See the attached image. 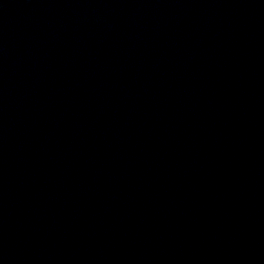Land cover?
<instances>
[{
  "label": "water",
  "instance_id": "1",
  "mask_svg": "<svg viewBox=\"0 0 264 264\" xmlns=\"http://www.w3.org/2000/svg\"><path fill=\"white\" fill-rule=\"evenodd\" d=\"M254 1L256 2V5H253L255 7L253 8V11L251 10L252 15L250 16L255 22L264 23V0ZM125 2L126 0H0V61L7 57L10 58L11 61H25L28 65H23L24 69H29L30 66L33 67L31 63L35 60H43L44 62L58 61V64L61 62L58 67H56L55 73L50 75V84H53L55 81L63 80L64 85H60L59 87L63 89V93L61 95L65 98L59 99V94L50 93V96L41 99L37 103L36 107L25 108L23 112L24 116L31 119L46 118L49 120L50 118L57 121L61 116L72 114L73 105L78 106L79 111L76 114L86 113V107L90 105L89 98H83L82 94H80L82 82L79 80H72L71 78L73 75H79L88 62L94 61L96 58H101V61L103 62L106 58L108 60H112L113 64L110 66V76L112 73H115V71H113L114 66L120 71H122L125 66L131 68L130 63H126L124 65L123 62V59H125V61L129 59L130 51H127L125 56L116 55L117 59H114V55L109 53L110 43L113 44V42L117 41V38L120 39L119 34L122 33L123 28H128L130 26V28L126 30L125 34H131V32H133L135 44L137 40L141 38V27L138 29L139 27L135 24L134 20L131 23L130 19L133 14L129 12L125 13L127 10L125 8ZM163 5H165L163 0H158L151 10L155 13L163 12ZM138 8L140 10L149 9L145 8L144 4H140ZM167 10H169V8ZM150 13L155 14L153 12ZM125 15L127 16L126 18ZM171 33L175 38L178 37L176 31L173 30ZM195 37H198V35ZM152 40L154 42V52L156 51L157 55L161 56L160 58H157L159 61L158 64H160V62H165L167 58L166 51L160 50L162 40L157 37H153ZM168 40L174 41L173 38L169 37ZM162 47H164V49L167 48L166 45H163ZM191 49L194 50V48ZM152 55L155 56L154 54ZM242 56L249 66L250 62L255 60L253 68L264 71V32L262 40H256L255 45L245 49ZM192 59L197 61L198 57L195 55ZM152 62L155 64V58H153ZM41 63L37 64L40 69H42L41 65H43V62ZM153 63L148 67H151L152 65L155 66ZM171 66L174 67L176 71H181L184 68H187L185 74L187 81L180 84V88L183 91L191 89L199 93L198 95L200 97L197 96V99H199L200 102L206 101L211 105H220L222 103L219 98L220 94L218 96L216 95L217 99L215 101H212V99L208 96L209 94H205V91L195 90L198 87H205L206 89L212 90L206 80L207 77L202 76L204 75L203 71H198L200 72L199 74L196 73L199 65H191L190 62L187 63V61L183 59H177L173 64H171ZM151 69H154V67ZM171 69L174 70L173 68ZM64 70H66V74L64 73ZM98 70H102V67L99 65L93 69V71ZM18 71L21 72L22 69L18 68ZM133 72L136 73L137 70H134ZM141 72H145V75L140 74V76L147 79V67L145 71L141 70ZM214 74L215 72L210 73V75ZM19 75L22 74L16 73L13 69L7 70L5 75L0 76V85L9 90H14V85L19 84V82L22 81V79H19L20 77H17ZM127 77L131 78L130 76ZM100 78L102 79L101 76ZM211 81H214V78H212ZM5 88L0 89V91L5 90ZM174 88L175 91L179 93V84H176ZM55 91L58 92L59 90ZM204 95L206 96V100ZM10 100L11 99L7 97H0V104H7ZM67 100L70 101L71 104L66 103ZM50 105H54V107L50 108ZM23 106L25 107V104ZM76 114L71 117L76 116ZM253 119L259 125L264 124V116L262 114L254 115ZM65 120L67 123L69 118L65 117ZM66 123L62 120V122L58 125H66ZM154 139L157 138L154 137ZM18 140L22 141L21 144L25 143V139L22 137L18 138ZM6 143H9L8 140ZM34 144L36 145V148L33 153H38L40 157L45 156V149L38 150L40 144ZM10 146L12 149L18 148L16 144H12ZM260 150H262V154H264V148L262 147ZM13 154H15L14 151H12V155ZM24 154L25 152L22 153V155ZM34 158L35 157L33 155L30 157V159ZM6 159L7 158L4 160ZM72 159V161H69L71 164H73L74 160H80V157H72ZM27 160H29V158ZM18 161L21 162L23 159L20 158ZM119 163V161L113 163L110 172L105 171L106 173H109L108 178L109 181L112 182L106 184L105 191L93 190L94 194L89 195L84 201L73 203L75 206L81 208L87 207L88 205L98 204V202L102 205L108 204L118 206V208L113 210L110 208L104 209V213L106 214L102 215L104 219L101 222V229H105V227L109 224V221L113 222L116 220L115 225H113L115 234L119 235L122 233L123 237H120L119 239H126L130 247L133 245L135 250H137L139 244L141 243H137L135 240L148 239L145 238V234L140 233L143 231L142 228L138 227H143L144 222L146 220H150L147 229L148 232L151 233L153 232V221L157 218L160 219L162 213L169 215L171 212L172 214L170 215H173L175 211L172 210H176L178 208L176 207L174 198L172 199V194L168 191L165 195L168 198H171V201L165 198L163 194V191L165 190L164 188H161L167 186L165 182L159 183L153 175H147L142 172L138 173L139 176L137 173V175L134 174V172V175H130L132 172V165L121 167L120 169V167L118 168L117 166ZM33 164L34 163L31 165ZM81 164H85V162H81ZM0 165L2 166L5 164L0 162ZM40 165H42V163H40ZM21 166V164L18 165L19 170ZM30 170L31 168L27 169L25 173H31ZM70 172L72 174L74 173L73 170ZM185 173L186 177L189 178V173ZM15 174L17 173L12 170L9 171L0 167V199L5 198V193H7V191H13V194H11V198L8 201L7 199L0 201V212L10 214V219H16L19 220V222H24L26 221L25 217L30 211L31 202L27 197L29 196L28 194L25 195L23 193H19L18 190L15 191L12 189L11 185L15 182ZM105 177L106 175L103 176V178ZM120 177L121 180L119 181ZM158 177L163 178L164 175H160ZM24 178H28V180L31 181L29 174L19 175V181H17V184L15 185L21 187L24 186V184L27 183V179L25 182H22V179ZM87 178L88 177H83L81 182L84 183L83 180H86ZM163 180L165 181V179ZM234 183L238 188L241 187V180L238 179L234 181ZM159 184L160 188L158 186ZM170 184H172V182H170ZM190 185V183L185 184V189ZM205 192L207 194H212L214 193V190L209 188L208 190H205ZM258 193H260V195L263 194V192ZM258 193L252 195L250 194L251 199H249V206H242L239 210L245 217L250 218V214H255L256 210L260 213L261 203L259 202V199H256V197H260ZM260 198H262V196ZM181 199H184V196L178 197L176 200L181 201ZM5 201H7V203H5ZM215 201L218 202L217 199H215ZM58 204L61 205L60 202H58ZM233 205L237 207L235 202ZM189 207L190 206L180 208V215L176 218L178 222H181V226L185 225L187 228H191V233L189 235L193 239L192 243H195L193 252L197 257H200L197 259L205 262L208 259V256L205 254L210 246L208 245V242L215 240V236L208 234L207 231H213L218 223L211 221L207 223L206 226L204 225V220L208 221V218L205 217V212L202 210L203 206H200V202L198 203V208L195 207L197 208L195 209V212L188 211ZM185 208H187V210ZM217 209L218 208L215 209V212ZM231 209L236 208L230 205L228 207L221 208L222 212H226L225 217L222 216L221 219L227 223H229L232 219L233 212ZM60 211L61 209L59 212ZM182 215L184 216V219H182ZM212 215L215 219L216 214L213 212ZM139 220L144 222L139 223ZM182 221H184V224ZM7 222L10 223L12 221L9 220ZM84 223L87 227H90L93 221L92 219H88V217H86ZM208 226V229L204 228H207ZM182 228L184 229L185 227H179V225L176 226V233L180 234L182 232ZM66 230L68 233H73L77 231V228L74 227V224L71 221H68L66 222ZM193 230L194 232H192ZM160 231L161 230H159V232ZM106 234L111 237L110 233L106 232ZM186 235L187 231L183 234V238H181L183 239V242L186 241ZM152 236L154 238L155 234L152 233ZM155 240L156 239H152L151 242H154ZM73 244L75 243L66 241L62 237V233L59 230L52 228L48 239L45 241L47 254L45 255V253L34 252L33 261L38 262V264H60L59 259L62 260L61 258H64V256L60 253L72 255L74 251ZM66 245H68L72 251L64 250ZM80 245L87 246L88 248L90 247L85 242H82ZM152 247L157 246L153 243V245H151V248ZM151 248H149V251H151ZM139 252L144 253V255L147 253L146 250L137 251L135 254L136 258L139 257ZM154 253L157 254V251ZM9 261L10 260L7 259V262ZM210 261H213L214 264H224L222 261L221 251L217 250L212 252V258L207 261V264H209Z\"/></svg>",
  "mask_w": 264,
  "mask_h": 264
}]
</instances>
